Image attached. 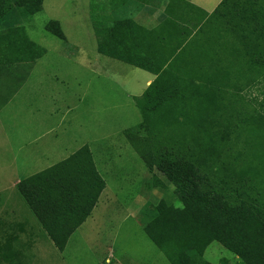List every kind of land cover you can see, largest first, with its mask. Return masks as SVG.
I'll return each instance as SVG.
<instances>
[{
	"label": "trees",
	"instance_id": "obj_1",
	"mask_svg": "<svg viewBox=\"0 0 264 264\" xmlns=\"http://www.w3.org/2000/svg\"><path fill=\"white\" fill-rule=\"evenodd\" d=\"M43 1L0 0V37H3L0 38L3 40L0 42V49H3L0 51L3 63L0 65V79H3L0 86L8 90L6 96L0 94L1 105L17 93L37 60L45 55V49L20 35L21 29L8 27L6 19L15 10L23 15L38 14ZM173 1L170 0V5ZM179 1L193 7L196 14L168 18L147 32L152 48L157 50L152 57L158 65L154 62L153 66L142 65L136 55H128L126 48L121 47L120 51L116 46L124 38L131 40L141 35V29L130 18L119 22L112 15L113 11L127 10L130 0H112L114 8L110 10L101 4L91 16L100 54L157 76L146 93L135 99L143 113V122L124 134L149 170L159 168L172 176L177 185L178 201L185 209L179 214L176 209L164 207L163 213L169 217L166 219L157 208L156 217L141 221V226L171 264H196L195 258H203L214 242L221 243L244 264H264V234L257 236L250 231L255 226V233L264 232V118L253 117L247 130L250 141L258 140L259 135L262 137L259 144L250 145L255 162H246L242 153L233 161L235 169L227 163L213 161V148L223 154L227 152V156L234 152L227 136L239 132V128L232 131L230 117H224L230 115V111L223 112L228 110L223 100L230 94L222 89L236 91L231 97L235 100L245 88L264 78V0H224L212 14L191 5V0ZM232 26L238 30L229 31ZM214 27L222 29L221 32L217 29L214 34ZM226 29L232 41L224 42V49L240 53H231L224 56L225 59L242 56L238 59L236 74L232 75L233 79L224 81L220 78L230 74L229 67H224V71L214 69L213 73L219 76L212 74L213 78L209 76L211 70L205 72L207 77L198 73L197 77L205 78L203 82L209 86L211 96L206 103L198 102L200 111L195 116L183 114L184 104H190L196 96L195 88L198 92L202 87L197 79L183 81L181 74L204 69L197 64L192 66L191 60L183 63L182 69L174 65L193 43L202 42L205 51H209L205 57L211 55L213 58V45L222 44L221 39L228 35ZM214 57L219 60L221 55L214 54ZM186 83L195 88H187ZM181 86L188 92L178 98ZM177 99L180 103L178 101L173 111ZM230 109L236 110L234 106ZM237 135L242 136L240 132ZM241 162L250 169L252 180L249 182L238 178L240 168L237 167ZM105 189L106 182L88 146L19 184L22 197L62 253L73 234L92 216Z\"/></svg>",
	"mask_w": 264,
	"mask_h": 264
},
{
	"label": "rangeland",
	"instance_id": "obj_2",
	"mask_svg": "<svg viewBox=\"0 0 264 264\" xmlns=\"http://www.w3.org/2000/svg\"><path fill=\"white\" fill-rule=\"evenodd\" d=\"M111 1L44 0L42 9L38 14L23 15L15 10L6 19L8 27L21 29L23 33L20 35L29 38L45 49V55L47 54L41 60L44 65L37 66V63L34 65L28 78L18 89L17 95L15 94L18 98H14L16 101L8 108L9 110L7 109L9 114L15 113V118L19 117L16 122H11L16 127V132L13 135L19 136L16 141L17 145L20 144V148L24 150L29 139L33 138L28 134L38 136L40 132L49 128L51 123L43 121L40 122L38 129L32 128L37 120L45 115V110L57 109L58 111L57 113L54 112L53 117V120L57 122L64 119L66 115L71 118L69 112L64 111V113L58 114L60 109H64V106L60 107L61 105L56 100L54 101L53 95V93L57 94L58 92L65 94L66 87H70L68 91L71 90L69 94L72 95L71 101L79 97L75 105V126L78 127L77 129L82 128V133L86 135L85 141H95L104 136L106 140L111 142L107 149L111 151V154L107 161L101 158L97 161L102 177L106 182V189L92 216L70 238L65 252H60L54 243L44 233H41L36 236L42 238L46 245L44 244V251L38 252L39 256L34 251L33 253L30 251H1L0 264H171L167 256L146 236L141 221L154 219L156 217L155 209L157 208L161 209V217L166 219H169V217L165 212L163 213L164 207L176 209L179 214L182 213L185 208L178 201L177 185L172 176L159 168L149 170L138 153L131 147L124 134L126 130L143 122V113L132 100H129L127 87L138 86V91L132 92L137 94L136 97L140 96L143 78L148 73L122 64V75L121 72L119 74V71L114 69L107 71L104 66L105 61L99 67L95 65L97 63L95 56L98 54L99 45L91 16L95 9L98 10L101 7V4L107 6L109 10L113 9L114 6ZM172 7H175L173 3ZM114 15L119 22L131 19V16V20L134 21V16L129 12V7L121 13L114 12ZM137 16H141V14H135L136 18ZM217 29L218 33L222 30L219 27H214V34H216ZM237 30L238 27L235 26L229 29V31ZM226 31L228 35L225 34L226 38L221 39L222 46L213 45V58L211 55L209 58L205 57L209 51H205L202 42L199 44L193 43L187 50L192 54L184 53L180 57L179 63L174 65L178 69L183 66V63L191 60L193 62L192 66L197 64L203 66L204 69V72L193 70L190 73L191 75L181 74L183 81H195L197 79L200 83L198 84L202 87L196 92L197 88L195 86L186 83L187 88H195L194 94L196 96L193 97L190 104H188L189 102L184 104L181 110L183 114L195 116L196 112L200 111L197 107L199 106L198 102L204 101L206 103L209 96H211L212 92L209 86L205 84V78L197 77L198 73L207 77L208 74L205 72L211 70L209 76L213 78L212 74L219 76L217 73H213L214 69L224 71V67H229L231 68L230 74H225L224 77L220 78L224 81H226L225 79H233L232 75L236 74V67L239 64L238 59H241L242 56L238 59L230 57L227 60L225 59L224 56L228 57L231 53H240L235 49L231 53L224 49V42L232 41L231 38L229 39L231 37L229 31L227 29ZM20 35H17V37ZM9 36L7 35L6 38H9ZM0 38L3 39V37ZM232 38L234 37L232 36ZM145 39L142 35H137L132 40H125L124 38L116 46L120 48V51L121 47L126 48L129 51L128 55H136L137 61L142 65L153 66L155 61H153L152 55L157 50L152 48L151 41L146 39L147 42H144ZM0 42H3V40H0ZM209 44L211 45L210 42ZM2 50L0 49V51ZM59 53L68 55L72 60H64V57L60 56ZM214 54H220L219 60L223 62L216 60ZM216 58L218 59V57ZM89 60L95 63L90 65ZM239 61L241 62V60ZM1 63L0 61V65ZM155 65H158V62H155ZM35 68L37 72H35ZM41 73L48 75V78L45 80ZM66 73H71V75L66 76ZM95 74H98V76L95 77ZM177 74L180 75L179 72ZM126 81L127 84H125ZM1 87L2 85L0 86L1 96H6L7 88L1 89ZM222 90L228 91L230 94L227 100H223L228 108L223 112L228 113L230 111V115L224 117H230L231 130L234 131L239 128L242 136L237 135L239 134L238 131L236 135L227 136L230 139L232 152L234 151L230 156H227V152L223 154L213 148V161L215 163H227L232 169H235L233 161L241 153L244 155L246 162L256 161L251 154L250 145L259 144L262 137L259 135L258 140L250 141L247 130L254 120L253 117L264 118V78L255 84L252 83L249 88H245L235 100L231 97L232 93L236 94V91H232L233 89H229V91L224 88ZM187 92L181 86L178 89L177 97L182 98ZM169 100L168 95L167 101ZM178 101L180 103V99H177L173 104V111H175ZM232 106L236 110L230 109ZM21 107L23 110H21ZM40 107L45 108L43 111H39ZM7 116L10 117L8 114ZM57 117L61 119L57 120ZM259 117L258 119H260ZM2 147H7V145L5 143L1 145L0 143V148ZM107 150L103 153H107ZM25 153L22 155L25 156ZM6 158L5 151L0 150V160L9 159ZM237 168H240L238 173L240 180L244 182L252 180L250 169L245 168L244 162H241ZM28 221L30 222V220ZM2 223L1 219V227H3ZM6 226L0 228V240L4 235L8 238L5 241L3 238L0 245H4L5 242L17 241L16 235L7 232L9 228ZM254 228L250 229L253 234L257 236L264 234V232L260 233L259 230L255 233ZM8 245L12 247L11 243ZM195 263L244 264L236 254L225 249L219 242L212 243L206 249L203 258H195Z\"/></svg>",
	"mask_w": 264,
	"mask_h": 264
},
{
	"label": "crops",
	"instance_id": "obj_3",
	"mask_svg": "<svg viewBox=\"0 0 264 264\" xmlns=\"http://www.w3.org/2000/svg\"><path fill=\"white\" fill-rule=\"evenodd\" d=\"M223 1L224 0H191L190 2L191 5L202 9L208 14H212L216 11V9ZM172 3L175 7H172V4L170 5V0H130V4L128 5V7L129 12H131V15L134 16L133 22L141 29L140 34L147 40V32L156 29L168 18L175 19L179 17V15H186L188 13L194 14L196 12L193 7L186 3L180 2L179 0H175ZM123 11H125V9H119L114 12L121 13ZM114 12L112 13V15L115 17ZM138 13H140L141 16H137V19L135 17V14ZM132 39L133 38H131V40ZM146 39L144 40V42H147ZM59 55L64 57V60H72L68 55L66 56L60 53ZM45 56H47V54ZM45 56L37 60V66L44 65L42 64L41 60ZM95 57L97 62L95 64L96 67L101 66V63L105 61L104 66L107 71H111V69H114L116 71H119V74L121 72V74L123 75L122 64L131 66L136 70L145 71L129 63L121 62L118 59L100 54L99 52ZM93 63L95 62L90 61V65H92ZM36 68L35 72H37ZM145 72L148 73V75L145 76L146 78H143L142 86L140 88V96L136 97L137 94L132 92L138 91V86L127 87L129 90L128 98L135 104V99L142 97L157 79V76L155 74L148 71ZM41 75L45 77V80L48 78V75H45L43 73H41ZM70 75L71 73H66V76ZM96 76H98V74H95V77ZM125 84H127V81L125 82ZM69 88L70 87H66L65 94L58 92L57 94L53 93V95L54 101L56 100V102L61 105L60 107L64 106V109H60L58 114L64 113V111L69 112L68 114L69 116H71V118H68V116L66 115L64 119L57 122L53 120V117L58 110L53 108L45 110V115L37 120L36 124L32 126V128L38 129L40 126V122L42 121L51 123V125L49 126V128L43 130L42 132L39 131L40 134L38 136H33L34 134H28L33 138L29 139V142L27 143V145H25L24 150L20 148V144L17 145L16 141L17 137L19 136L13 135L16 132V127L13 123H11L16 122L19 117L15 118V113L9 114L7 111V109L16 101L14 98H18V96H16L17 94L14 95L4 105H0V139H3L0 140V143L1 145H3L4 143L7 145V147H2L0 148V150L3 152L5 151V153L7 154V158H9L8 160L3 159L4 161L0 160V220L2 219L3 221V227L7 225L6 227L9 228L7 232L13 233L12 235H16L17 239V241L15 242H9L11 243L12 247H9V243L7 242H5L4 245H0V252L30 251L33 253L34 251L37 252L36 255L39 256L38 252L44 251L45 243L42 238L36 235L44 233V235L49 238L48 234L43 229L42 225L22 197L19 191L20 183L65 161L85 146H88L90 148L99 172L100 169L97 165V161H99V158L107 161L110 157L111 151L107 149L111 142L106 140L104 136L95 141H85L86 135L82 133V128L79 127V130L77 129L78 127L75 126V105L78 102L79 97L71 101L72 95H69L71 93V90L68 91ZM44 108L45 107H40L39 111H43ZM21 110H23L22 107ZM5 113L6 115H4ZM7 114L10 117H8ZM60 119L57 117V120ZM27 140L28 138L26 139V141ZM105 150H107V153H103ZM24 152H26L25 156L22 155ZM28 220H30V222ZM5 221L7 222L5 223ZM3 227H1L0 225V228ZM3 238L5 241L8 237L5 235L4 237L2 236L0 244Z\"/></svg>",
	"mask_w": 264,
	"mask_h": 264
}]
</instances>
